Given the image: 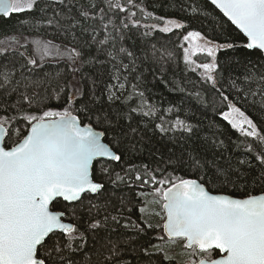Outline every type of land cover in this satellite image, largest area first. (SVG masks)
<instances>
[{
    "label": "snow or ice",
    "instance_id": "obj_1",
    "mask_svg": "<svg viewBox=\"0 0 264 264\" xmlns=\"http://www.w3.org/2000/svg\"><path fill=\"white\" fill-rule=\"evenodd\" d=\"M40 3L0 0V15ZM163 6L193 17L214 6L246 38L220 43L190 30L179 45L241 138L229 152L183 101L161 108L146 94L145 73L186 91V81L166 79L175 52L152 42L188 27L182 19L144 0H44L41 19L20 22L29 34L0 38V264H164L173 259L165 245L180 241L185 264H264V0ZM42 25L47 36L32 34ZM237 48L239 58L219 59ZM201 54L207 62L194 59ZM156 229L161 243L149 236Z\"/></svg>",
    "mask_w": 264,
    "mask_h": 264
},
{
    "label": "trees",
    "instance_id": "obj_2",
    "mask_svg": "<svg viewBox=\"0 0 264 264\" xmlns=\"http://www.w3.org/2000/svg\"><path fill=\"white\" fill-rule=\"evenodd\" d=\"M43 2L44 0H41V3L38 4L36 9L33 11H26L19 14L13 13L9 18L0 16V38H3V36L5 35L15 33L17 31L24 32L26 35L29 34L27 28L23 27L20 22L31 21L32 23H35L37 20L41 19L43 17V14L40 12V8L43 7ZM169 4L170 0H144V5L148 11H153L156 15H166L182 19L188 25V27H186L185 29L174 30L172 33L165 34L155 32L153 34L155 39L152 41L166 43L167 46L175 52L177 58L176 63L173 64L169 69L166 79L186 81V91L183 93L178 91H169L168 87H165V85L153 80L151 75L145 73L146 87L149 90L146 94L149 96V99L151 101L157 102L161 108L168 107L170 103H179L183 101L182 107L183 109H187L190 111V114H192L193 117L192 122H200L204 129V132L210 133V131L215 130L217 131L218 135L222 133V135H220V138L224 139L226 143H229L230 146L228 150L229 152H231L232 148H234V144H231V141L240 139V133L232 129L227 121H224L222 116H220L219 113L222 111H226V108L220 103L218 95H216L213 91L206 90L207 86L202 85V82L199 80V74L197 72L186 70L185 64L183 62V49L179 47V45L181 43L182 36L190 30L200 31L209 39H215L220 43L227 41L239 45L246 42L245 38L222 16V14L217 9L214 8V6H209L207 9L212 13L210 16L193 17L188 13L180 11L179 8L174 9L170 6L167 8L163 6ZM133 10L135 11V9ZM137 18L141 19L142 23L151 22L144 21L139 14ZM218 21L220 23H218ZM50 31V29L42 25L39 32L33 30L32 34L47 36L48 32ZM125 43L130 44L131 41H126ZM242 55L243 50L239 48H237L235 52H233L232 50H228L227 53H225L224 51L218 53V57L221 61H225L228 56L239 58ZM194 59L197 60V62L203 63L207 62L208 58L206 57V55L201 54L194 57ZM58 67H62V65L58 66L56 64H49L46 66V70L54 71ZM225 76H227V72L225 73ZM226 85L227 80L225 79L221 87H226ZM198 90L206 96L208 101L207 104L200 103L194 96L189 95V93H194ZM234 96L235 94H233L232 98H234ZM238 107H241L242 110H245L247 108L245 104H238ZM247 114L250 116L253 115L251 111H249ZM210 123L215 125L214 129H209ZM239 154V151L234 153V155L237 156H239ZM139 215L140 214L138 210L133 209L132 218L136 219ZM157 232V229L155 231H149V236L153 237V241L154 235L157 234ZM166 251L168 252V254L171 252L170 250ZM162 256V253L158 254V256L154 257V259H162ZM171 262L172 260L164 261V264H171Z\"/></svg>",
    "mask_w": 264,
    "mask_h": 264
},
{
    "label": "flooded vegetation",
    "instance_id": "obj_3",
    "mask_svg": "<svg viewBox=\"0 0 264 264\" xmlns=\"http://www.w3.org/2000/svg\"><path fill=\"white\" fill-rule=\"evenodd\" d=\"M146 191H150V190L146 189ZM157 210H159V209H157ZM152 222L153 223H162V220L159 217H154V218L152 217ZM157 231H158L157 234H162V229H157ZM157 234L154 235V241L153 242L154 243H161L160 241L155 239ZM176 245H179V246H177L179 248V250H177V251H176V248L170 249V248H172L171 245H165L166 250L171 251L169 253V255L173 257L171 264L185 263V261L187 260L188 257L185 254V250L182 247L183 241L176 243Z\"/></svg>",
    "mask_w": 264,
    "mask_h": 264
},
{
    "label": "rangeland",
    "instance_id": "obj_4",
    "mask_svg": "<svg viewBox=\"0 0 264 264\" xmlns=\"http://www.w3.org/2000/svg\"><path fill=\"white\" fill-rule=\"evenodd\" d=\"M185 46H187V45H185ZM177 246H179V245H176V244L175 245H171L172 248H170V249H175L176 248V251H177V250H179V248Z\"/></svg>",
    "mask_w": 264,
    "mask_h": 264
},
{
    "label": "water",
    "instance_id": "obj_5",
    "mask_svg": "<svg viewBox=\"0 0 264 264\" xmlns=\"http://www.w3.org/2000/svg\"><path fill=\"white\" fill-rule=\"evenodd\" d=\"M218 10V9H217ZM219 11V10H218ZM222 14V13H221ZM0 16H2V15H0ZM222 16H223V14H222ZM226 20H227V18L226 17H224ZM230 23V22H229ZM242 34V33H241ZM242 36H243V34H242ZM244 37V36H243ZM245 38V37H244ZM245 40H246V38H245ZM175 264H185V263H175Z\"/></svg>",
    "mask_w": 264,
    "mask_h": 264
}]
</instances>
